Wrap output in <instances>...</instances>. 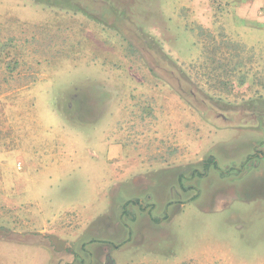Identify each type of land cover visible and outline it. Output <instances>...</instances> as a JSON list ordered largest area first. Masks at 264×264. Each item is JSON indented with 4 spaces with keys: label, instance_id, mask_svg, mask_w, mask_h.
<instances>
[{
    "label": "rangeland",
    "instance_id": "1",
    "mask_svg": "<svg viewBox=\"0 0 264 264\" xmlns=\"http://www.w3.org/2000/svg\"><path fill=\"white\" fill-rule=\"evenodd\" d=\"M0 264H264V0H0Z\"/></svg>",
    "mask_w": 264,
    "mask_h": 264
},
{
    "label": "trees",
    "instance_id": "2",
    "mask_svg": "<svg viewBox=\"0 0 264 264\" xmlns=\"http://www.w3.org/2000/svg\"><path fill=\"white\" fill-rule=\"evenodd\" d=\"M211 160H213V159H211ZM214 162V161H213ZM208 165V163L206 162L205 163V166H207ZM134 202H135V204H137V205H140V206H142L143 204L140 202V201H138V200H133Z\"/></svg>",
    "mask_w": 264,
    "mask_h": 264
}]
</instances>
